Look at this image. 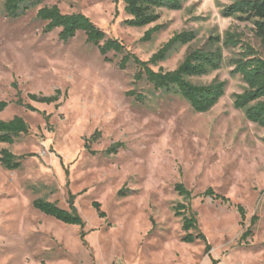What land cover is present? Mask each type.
I'll return each mask as SVG.
<instances>
[{
    "label": "rangeland",
    "instance_id": "obj_1",
    "mask_svg": "<svg viewBox=\"0 0 264 264\" xmlns=\"http://www.w3.org/2000/svg\"><path fill=\"white\" fill-rule=\"evenodd\" d=\"M4 1L0 101L9 106L0 121L21 117L29 132L14 144L0 143V153L24 157L17 170L0 163V264H264V128L233 105V96L245 89L228 65L239 48L224 49L220 70L190 78L203 85L227 82L219 103L196 113L181 96L137 79L135 64L121 69L124 55L103 56L83 32L63 42L60 29L45 33L46 23L37 19L39 9L54 5L64 14L82 13L142 61L174 35L195 33L193 42L153 67L174 71L188 53L221 46L211 39L229 30L260 47L251 23L223 17L233 1L191 0L180 11L160 9V20L144 28L125 24L130 17L122 0H43L17 19L5 15ZM157 25L162 31L142 41ZM14 83L38 112L16 104ZM57 90L59 105L28 98ZM97 132L100 137L88 142ZM115 143L123 147L108 154ZM178 184L192 192L191 211L207 243L182 241L183 218L175 207L188 202L176 191ZM210 188L232 206L204 197ZM38 199L69 212L72 201L85 227L46 216L34 207ZM237 205L246 210L244 223ZM253 217L258 219L253 235L244 239Z\"/></svg>",
    "mask_w": 264,
    "mask_h": 264
},
{
    "label": "trees",
    "instance_id": "obj_2",
    "mask_svg": "<svg viewBox=\"0 0 264 264\" xmlns=\"http://www.w3.org/2000/svg\"><path fill=\"white\" fill-rule=\"evenodd\" d=\"M125 13L130 19L125 24L130 27L144 28L156 24L160 20L157 13L160 9L170 11H180L184 3L191 0H122ZM233 4L225 8L222 12L225 18H235L242 22L251 23L254 26L256 38L260 42L257 48L244 41L243 34L229 30L224 37L217 36L211 39L214 45L222 44L212 50H194L187 54L183 63L174 71H164L162 68L155 71L153 67L165 62L170 54L178 47L188 45L196 38L195 33L184 31L174 35L164 44L149 61H142L136 55L127 52L126 47L118 40L108 39L106 33L95 25L86 15L82 13L64 14L58 7H42L38 10L37 19L46 23L45 33H51L60 29V40L68 42L79 32L85 33L87 41L98 47L103 56L110 53L124 55L120 68L126 69L129 63L135 64L139 72L137 79H146L156 90H161L167 94L181 96L185 99L193 111L196 113L210 112L219 101L225 96L227 82L215 80L211 84H196L190 78L203 77L211 72L220 70L225 64L224 49H238L228 62L233 68L232 76H240L245 83V89L240 94L233 96V105L236 110L243 111L246 118L264 128V0H232ZM43 0H5L4 12L8 18L17 19L25 15L31 9L39 7ZM163 26L157 25L149 29L142 41L149 42L154 34L161 32ZM13 88L17 90L18 100L16 104L24 107L28 111L38 112L31 104L25 103L18 84L14 83ZM133 93H131L132 95ZM62 92L57 90L52 96L29 94L30 101L39 104H58ZM142 100V97H139ZM9 106L6 101H0V113L4 112ZM29 132V125L21 117H15L10 121H0V143L14 144L16 139ZM100 137L97 132L88 140L96 141ZM88 146V144H86ZM123 147L122 143H115L107 150L108 154H117ZM23 156L18 157L8 150L0 153V163L9 170H17L22 166ZM176 191L184 197L188 204H178L175 207V215L183 218V230L186 233L182 241L187 244H194L197 241L207 243L205 234L199 231L197 214L191 211L192 192L183 184L176 186ZM204 197L220 201L223 204L232 206L231 200L218 194L210 188L204 193ZM71 211L60 208L57 204L38 199L34 202V207L48 217L69 226L85 227V221L69 201ZM100 218L106 215L101 211L100 203H94ZM240 213L242 223L245 222L247 213L243 206H236ZM190 212V213H188ZM257 217L252 218L251 227L245 232L243 238L247 239L253 235V226L257 223ZM192 232H196L195 234ZM211 250L207 245L206 253ZM214 261V260H213ZM216 262L214 261V264Z\"/></svg>",
    "mask_w": 264,
    "mask_h": 264
}]
</instances>
